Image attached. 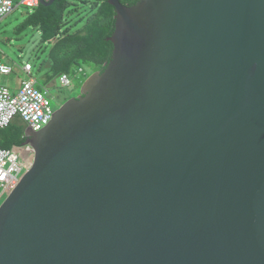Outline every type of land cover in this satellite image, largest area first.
Returning a JSON list of instances; mask_svg holds the SVG:
<instances>
[{"label": "water", "instance_id": "1", "mask_svg": "<svg viewBox=\"0 0 264 264\" xmlns=\"http://www.w3.org/2000/svg\"><path fill=\"white\" fill-rule=\"evenodd\" d=\"M108 2L106 68L26 129L0 264H264V0Z\"/></svg>", "mask_w": 264, "mask_h": 264}, {"label": "trees", "instance_id": "2", "mask_svg": "<svg viewBox=\"0 0 264 264\" xmlns=\"http://www.w3.org/2000/svg\"><path fill=\"white\" fill-rule=\"evenodd\" d=\"M120 1L133 5L138 0ZM115 16L116 8L108 0H54L50 5L39 3L28 10L13 31L16 35H21L28 28L40 32V43L47 47L46 53L44 46L41 49L45 56L39 71H44L45 82L48 83L56 81L64 73L76 77L79 67L83 68L85 76L95 71L102 72L113 53L114 46L108 37L114 32ZM45 82L38 87L46 86ZM20 120L23 121L22 117L16 115L0 129V147L10 148L25 142L24 125L13 124V121Z\"/></svg>", "mask_w": 264, "mask_h": 264}, {"label": "built area", "instance_id": "3", "mask_svg": "<svg viewBox=\"0 0 264 264\" xmlns=\"http://www.w3.org/2000/svg\"><path fill=\"white\" fill-rule=\"evenodd\" d=\"M40 0H0V21L20 5L33 9ZM13 67L7 64L0 55V129L6 127L16 115H20L28 127L34 131L44 128L55 113L48 87H38V81L31 77L23 80L17 92L2 84V77L10 74ZM23 70L31 73L32 65L27 62ZM78 72H83L79 67ZM58 80L63 85H70L71 78L67 73L61 74ZM34 159V149L30 144L15 145L10 148L0 147V200L16 187L23 174L30 169Z\"/></svg>", "mask_w": 264, "mask_h": 264}, {"label": "rangeland", "instance_id": "4", "mask_svg": "<svg viewBox=\"0 0 264 264\" xmlns=\"http://www.w3.org/2000/svg\"><path fill=\"white\" fill-rule=\"evenodd\" d=\"M13 1L18 2L20 0ZM28 10L29 9L25 6L20 5L0 21V55L7 64H10L14 68L10 74L2 77V84L7 86L11 92L14 93L17 92L23 80L33 77L41 85L42 82L46 80L44 71H39L40 62L45 56V54L41 52L44 45L40 43V32L37 29L28 28L21 35H16L13 31L14 27L25 18L24 16ZM74 17L75 16H73V18ZM65 29L66 27L63 28V30ZM8 38H10L9 41ZM46 47L44 46L45 53ZM27 62L32 65L30 74L23 70ZM86 71L89 72V69L86 68ZM91 74L92 73H89L88 76H85L83 72H78L76 77L70 76V85H63L58 79L48 83L45 82V85L50 87L48 96L51 98L54 108L60 107L69 98L78 96L82 84ZM42 88H44V86H42ZM13 124L24 125L25 132L28 127L27 124L21 120L13 121ZM5 198L6 197L1 199L0 203H2Z\"/></svg>", "mask_w": 264, "mask_h": 264}, {"label": "flooded vegetation", "instance_id": "5", "mask_svg": "<svg viewBox=\"0 0 264 264\" xmlns=\"http://www.w3.org/2000/svg\"><path fill=\"white\" fill-rule=\"evenodd\" d=\"M48 91L50 92V87H48Z\"/></svg>", "mask_w": 264, "mask_h": 264}, {"label": "crops", "instance_id": "6", "mask_svg": "<svg viewBox=\"0 0 264 264\" xmlns=\"http://www.w3.org/2000/svg\"><path fill=\"white\" fill-rule=\"evenodd\" d=\"M29 10H32V9H29Z\"/></svg>", "mask_w": 264, "mask_h": 264}]
</instances>
